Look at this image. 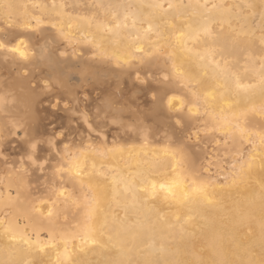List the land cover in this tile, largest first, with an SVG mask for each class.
<instances>
[{
  "label": "bare ground",
  "instance_id": "6f19581e",
  "mask_svg": "<svg viewBox=\"0 0 264 264\" xmlns=\"http://www.w3.org/2000/svg\"><path fill=\"white\" fill-rule=\"evenodd\" d=\"M93 1L112 20L0 0V264H264V23L258 35L250 17L264 20V0ZM151 61L188 100L168 83L150 113L205 129L208 160L189 156L207 139L177 150L172 126L150 135L124 101V79ZM88 91L109 92L92 120Z\"/></svg>",
  "mask_w": 264,
  "mask_h": 264
},
{
  "label": "rangeland",
  "instance_id": "374dc122",
  "mask_svg": "<svg viewBox=\"0 0 264 264\" xmlns=\"http://www.w3.org/2000/svg\"><path fill=\"white\" fill-rule=\"evenodd\" d=\"M46 1V0H45ZM92 1L93 0H63V3L64 4H66L65 6H66V8H67V11L68 12H70L71 10H75V11H73V14H75V13H77L78 14V16L81 14H85L86 13V15H94V13H95V10L96 11H99L100 9H101V12L99 13V12H96L95 14H97V13H99L98 15H100L101 13H102V15H104V14H106V13H108L109 11H107V10H105V9H107V8H109L108 6L106 7V5H105V7H103L102 5H101V7H100V9H98L99 8V6L97 5H93L94 3H95V1H93L94 3H92ZM48 2V1H47ZM91 3V4H90ZM92 5V6H91ZM93 7L94 9H92L91 7ZM97 9H96V8ZM89 8H91V9H89ZM102 8H105V9H103V12H102ZM110 9V8H109ZM85 10V11H84ZM88 10V11H87ZM104 10L105 11H107L106 13H104ZM92 11V12H91ZM93 13V14H92ZM76 15V14H75ZM80 15V16H81ZM253 15H257V14H253ZM253 15H251L250 17H251V19H254L255 21L254 22H252V24L254 25V27L256 26V25H258L259 26V24H262V22L264 23V20L263 21H260V23H258L257 21H259V20H257V19H261L259 16H253ZM47 16V15H46ZM50 16V15H49ZM48 16V17H49ZM84 16V15H83ZM82 16V17H83ZM95 16V15H94ZM93 16V17H94ZM106 16H108L109 17V15H107L106 14ZM51 17H53L54 18V16H52L51 15ZM50 17V18H51ZM99 17H101V15L99 16ZM102 17H105V15L104 16H102ZM100 18L101 20L102 19H105V18ZM253 17V18H252ZM44 20V23H45V21H46V23L49 21V20H54V19H49L48 20V18H45V16H43L42 17ZM95 18V17H94ZM98 18V17H97ZM107 18V17H106ZM109 18H111L110 20H112V17H109ZM108 18V19H109ZM16 21L18 22L19 21V19L17 18L16 19ZM51 21H49L48 22V24H46V27H48L47 25H49V23L50 24H52L51 23ZM253 21V20H252ZM54 22H56V20H54ZM235 22V23H234ZM237 22H238V24H237ZM233 25H235V26H238V25H240L241 23L238 21V20H233ZM240 23V24H239ZM258 23V24H257ZM262 25H264V24H262ZM257 27V26H256ZM255 27V28H256ZM263 27V26H262ZM259 29V28H258ZM256 31H258L257 30V28H256ZM258 33H260V34H263L261 31H258V32H256V34H258ZM259 35V34H258ZM257 43L259 42V41H256ZM257 43H255V44H257ZM259 47H263V46H261L260 45V43H258L257 44ZM253 46H255L256 47V45H253ZM255 47H253V50L254 51H256L254 48ZM259 47H256V48H258V50L260 49ZM218 50V49H217ZM261 50V49H260ZM243 51V50H242ZM241 51V55L240 56H242L243 58V62H242V65H241V60L242 59H240V57L238 58V60L236 61V62H234V64H236L237 66H238V68L240 69V71L241 72H247V68H246V63H247V59L245 60V58L246 57H249V56H246V52H248V51H245L244 53ZM248 54V53H247ZM250 55V54H249ZM250 58V57H249ZM233 61H235L234 59H231V58H229V59H227V62H229V63H231L232 64V62ZM246 61V62H245ZM151 62H153V63H151ZM150 63L151 64H147V63H145L144 64V66L143 65H140V66H138L137 68V73H139V75H137L138 77L137 78H141V79H143V81H140L139 79H137V78H135L136 80H138L139 82H134V84H133V81H135V80H130V78H134V77H136V76H132V74H130L126 79H124L125 80V88H121L124 92H126L127 93V91H128V93H132V91L133 92H136V93H132L131 95L129 94V96L130 97H128V95H127V98H126V93L125 94H123V98H124V101L126 102L127 101V103H128V105L130 106V109L131 110H133V111H135V109H136V113L138 114V113H142V114H138V115H140V117H141V120L143 121V120H145V121H143V122H146L147 124V126L146 127H148V128H146L147 129V131L150 133V135H161V134H159V133H162L163 131H164V129L163 128H165L164 126L162 127V124H160L161 123V121L162 122H167L168 123V125L169 126H172V127H170L172 130H171V132H173V133H169V135H171L170 136V138H167V137H169V135L166 137L168 140H167V144H169L171 147H173V148H175V149H177V150H182V149H184L182 146H184V143H185V141L187 142V140L189 139L188 137L190 136V135H195V134H197V136L199 135L200 137V139L201 140H206L207 139V141H205V143L207 144H204L205 146H203L202 145V147L200 148V149H203V150H197L196 148V150L194 149L193 150V152L195 151V154L194 155H192V151L191 150H189V152L191 153V155H189L192 159H194L195 158V161L197 162V161H199L198 163H200V161L202 162V159L203 158H205V156H206V158L204 159V160H208L209 158L208 157H210V156H208V152H210L211 150L209 149V147L211 146V144H210V142H208L209 140H208V137L210 136L206 131H205V129H203L201 126H197V125H190V123L192 124V122H191V120H188V119H186L187 121H185L184 119H179V123H174L173 124V122H175L174 121V119L172 120V119H167L166 117H168V113H163V112H165V108L164 107H162V112H161V114H164V115H162V116H165V117H162L161 119V121H160V119L159 120H157V118H154L152 115V113H150V110H151V112H152V109H151V104L153 103V105H155V103H156V99H158L160 96H158V94H161V92L163 93L164 91H162V89L164 90V88L166 89L167 87H170L171 85H168V83H170V84H173V86L172 87H174V88H179V89H177V91H175V92H173L172 93V95L173 96H176V98H180V99H182V100H184V99H186V101L188 100V97L186 96V94L181 90L180 92L178 91V90H180V87L179 86H177V85H175L174 84V82H172V81H170L168 78H167V76H166V73H165V71L163 70V68L160 66V64H159V62H154V61H151ZM147 64V65H146ZM153 65V66H152ZM158 65V67H156ZM142 66V67H141ZM161 68H160V67ZM245 66V67H244ZM140 67V68H139ZM242 67H244V68H242ZM155 68V69H154ZM159 68V69H158ZM145 69H148V70H145ZM151 70V71H150ZM243 70H245V71H243ZM154 71V72H153ZM150 72H153V73H150ZM164 72V73H163ZM148 76H150L149 78H147ZM158 76V77H157ZM157 77V78H156ZM164 80V81H163ZM127 81H128V83H127ZM132 83V87L133 86H135V87H137V88H135V89H133V88H129L128 86L129 85H131L130 84V82ZM146 82V83H145ZM167 84V85H166ZM128 85V86H127ZM138 85V86H137ZM139 85H140V87H139ZM124 86H122V87H124ZM145 86V87H144ZM176 86V87H175ZM131 87V86H130ZM129 88V89H128ZM154 88H157V90L155 91L154 90ZM158 88H160L161 89V91L158 89ZM135 90V91H134ZM131 91V92H130ZM159 91H160V93H159ZM96 92V91H95ZM123 92V93H124ZM89 93V94H88ZM109 92H106L105 94H102L101 95V99L100 98H98L97 96H98V94H97V92L96 93H92V95H94V96H92L93 97V99L94 98H96L97 99V101H96V99H92L91 97H89V96H91L90 94H91V92L90 91H88L87 93H85V96H88V97H85L84 95L81 97V98H83V97H85V98H87V99H90L89 101H90V103L93 105L92 107H90L91 109H90V111H91V113H90V111L89 110H87L88 112H86V113H90V115L88 114V116H89V119L90 120H92L93 118H94V116L92 115V113H94V110L96 111V109H97V105L98 104H101V101H102V99H104V97H103V95H107V97L109 96V94H108ZM127 93V94H128ZM156 93H157V95H156ZM88 94V95H87ZM95 94H97V96L95 95ZM110 95H111V93H110ZM132 95H135V97L137 98L136 100H134L135 99V97L134 96H132ZM96 96V97H95ZM99 96H100V94H99ZM155 96H157V98L155 97ZM134 98V99H133ZM155 98V99H154ZM86 99V100H87ZM101 101H100V100ZM130 99H132V101L130 100ZM92 100L94 101V102H92ZM128 100H130L129 102H128ZM155 100V101H154ZM134 101V103L133 104H135V105H133L132 106V102ZM138 102V106L136 105V103ZM87 102V101H86ZM100 102V103H99ZM130 102H131V104H130ZM155 102V103H154ZM89 102L87 103V105H85V106H88V104H90ZM98 103V104H97ZM86 104V103H85ZM152 105V106H153ZM96 106V107H95ZM95 107V108H94ZM132 107H133V109H132ZM92 108H93V110H92ZM89 109V108H88ZM164 109V110H163ZM52 110H53V108H52ZM146 110H149V111H146ZM53 111H55V109L53 110ZM93 111V112H92ZM137 111H139V112H137ZM142 111V112H141ZM56 112V111H55ZM146 112V113H145ZM57 113H58V115H59V117H60V119H61V121H67L66 120V118H68V115L65 113L64 114V112L62 113L60 110L59 111H57ZM56 113V114H57ZM150 113V114H149ZM126 113H124V115L123 116H125V117H123V119H125L127 116L125 115ZM57 115V116H58ZM65 116H67L66 118H65ZM75 117V120H76V118L78 117L77 115H75L74 116ZM92 117V118H91ZM157 117H159L158 115H157ZM128 118V117H127ZM126 118V120H124V121H129V119H127ZM147 120V121H146ZM97 121L99 122V120L98 119H96V123H97ZM171 121V122H170ZM131 122V121H130ZM141 122V121H140ZM148 122H149V124L150 123H153V122H160V123H156L158 126H159V124L161 125L160 127H156V124L155 123H153V125L151 124V125H148ZM80 123V127L78 126V124ZM132 123H135L134 121H132ZM137 123V122H136ZM172 123V124H171ZM75 124L79 127V129H80V131H84V129H82L83 127H81V125H82V121H79L78 120V122H77V120L75 121ZM145 124V123H144ZM174 125V126H173ZM55 126V125H54ZM66 126V123H65V125H63V126H55V127H57V136H56V134H55V138H57L58 140H61L62 139V135H64V136H66L65 134H67V131H66V128L67 127H65ZM151 126H155V127H151ZM188 126V127H187ZM190 126H191V128H190ZM54 127V128H55ZM60 127H65V128H63V130L60 128ZM77 127V128H78ZM181 127H182V129H181ZM62 130H60V129ZM151 128V129H150ZM158 128L159 129H161V130H163V131H160V130H158ZM60 131H59V130ZM79 129H76V132L77 133H82V132H80V131H78ZM157 129V130H156ZM166 129V128H165ZM174 129V130H173ZM66 132H65V131ZM157 131V132H155V134L153 133L154 131ZM189 130V131H188ZM203 130V131H202ZM64 131V132H63ZM107 131L111 134L112 133V135L113 134H120L119 133V131H118V128H117V126L116 125H113V124H108V127H107ZM158 131H160V132H158ZM200 131V132H199ZM55 132H56V129H55ZM64 133V134H63ZM84 133V132H83ZM163 134V133H162ZM173 134V135H172ZM186 134H189L188 136L186 135ZM202 134V135H201ZM79 135V134H78ZM77 135V136H78ZM21 136V135H20ZM74 136H76L75 134H72L69 138L71 139L72 137H74ZM178 136V137H177ZM184 136V137H183ZM185 136H186V138H185ZM172 137V138H171ZM179 138L178 140H180L181 138H183V139H181V141H178L177 140V138ZM191 137V136H190ZM203 137H205V138H203ZM14 137L13 136H9L8 137V139H13ZM125 138V137H124ZM157 138V137H156ZM176 138V139H175ZM169 139H170V141H169ZM171 139H175V141H173V140H171ZM200 139H198V140H200ZM197 140V141H198ZM172 141V142H171ZM184 141V142H183ZM189 141V140H188ZM172 144H171V143ZM174 142H178V143H174ZM6 143V142H5ZM182 143V144H181ZM188 143V142H187ZM7 144V143H6ZM68 143H66V145H67ZM209 144V145H208ZM62 145V144H61ZM17 145H14V146H12L15 150H14V152H18V148H15ZM179 146V147H178ZM208 146V147H207ZM205 149V150H204ZM209 149V150H208ZM185 151H187L186 149H185ZM201 151H202V153H201ZM207 151V152H206ZM223 152V153H222ZM224 152H226V151H221L220 153H219V160H217V161H215V160H212L210 163H211V167L212 168H216V167H218V168H220V166L222 167V166H225V160L227 161V159H226V157H229L230 155H231V153L232 152H228V153H224ZM198 153H201V155L202 154H204L203 156H201V155H199ZM207 153V154H206ZM223 154H227V155H223ZM221 155V156H220ZM16 156V157H15ZM200 158H199V157ZM12 157H15V158H21L20 157V154H18V156H17V154L16 155H13ZM225 157V158H224ZM198 159V160H197ZM229 160V159H228ZM206 164V161H204L202 164H200V167H202V166H204L205 164ZM213 163H215V165L217 164V163H219L217 166H214L213 167ZM221 163H224V164H221ZM42 180H39L37 183H35V189H34V191H33V193H32V196H33V200H42V199H44V196H45V192H41V190H40V187L38 186V185H41V182ZM38 187V188H37ZM249 233V232H248Z\"/></svg>",
  "mask_w": 264,
  "mask_h": 264
}]
</instances>
